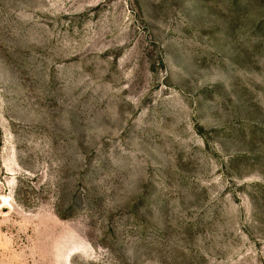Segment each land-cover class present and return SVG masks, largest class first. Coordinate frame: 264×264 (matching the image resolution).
<instances>
[{"label":"rangeland","instance_id":"1","mask_svg":"<svg viewBox=\"0 0 264 264\" xmlns=\"http://www.w3.org/2000/svg\"><path fill=\"white\" fill-rule=\"evenodd\" d=\"M0 264H264V0H0Z\"/></svg>","mask_w":264,"mask_h":264}]
</instances>
